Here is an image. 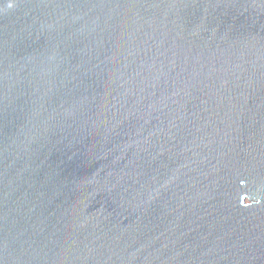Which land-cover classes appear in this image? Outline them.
I'll return each mask as SVG.
<instances>
[{"label": "water", "instance_id": "obj_1", "mask_svg": "<svg viewBox=\"0 0 264 264\" xmlns=\"http://www.w3.org/2000/svg\"><path fill=\"white\" fill-rule=\"evenodd\" d=\"M0 264H264V0H0Z\"/></svg>", "mask_w": 264, "mask_h": 264}]
</instances>
